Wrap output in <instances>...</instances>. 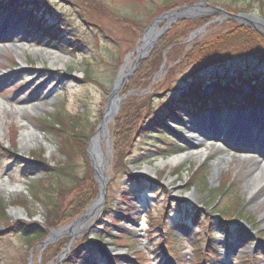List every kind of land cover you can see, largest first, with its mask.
I'll use <instances>...</instances> for the list:
<instances>
[{
	"label": "rangeland",
	"instance_id": "rangeland-1",
	"mask_svg": "<svg viewBox=\"0 0 264 264\" xmlns=\"http://www.w3.org/2000/svg\"><path fill=\"white\" fill-rule=\"evenodd\" d=\"M19 1V8L0 10V25L5 24L6 33L15 31L12 38L0 39V101L2 109L6 110L5 114H0L2 130L0 144L4 147L0 150V184L7 180L10 185L23 186V190L17 194H7L0 186V198L6 204V220H0V230L4 232L0 233V264H29L28 259H32V264H56L71 240L69 235L62 233L73 221L62 226L63 231L59 232L46 248L37 246L40 242L37 243L36 240L27 242L20 235L9 231V227L20 220L28 223L35 222L40 226H44L46 222L45 209L33 198L29 179L43 181L48 177L39 170L33 158H40L53 167L67 161L59 151L61 142L54 136L41 131L44 125L41 121L48 120L50 125L54 124L56 114L61 110L65 113V118L75 119L77 123H80L81 132L87 136L85 150L88 165L97 183L89 159L88 146L95 138V131L102 121L107 100L124 65L131 64L125 70L126 75L136 67L127 80L126 86L139 70L141 62L152 54L164 35L177 24L181 27L179 33L186 30L184 21L207 20L200 28L203 30L195 37L191 38V34L196 30L190 31L182 38L183 47L180 50L177 48L180 52L188 51L196 42L203 44L216 34L220 35L217 33L220 27L228 30L233 25L229 23L231 20L238 26L251 28L259 35L261 34L251 26L242 25L234 19H223L215 13L180 19L161 34L155 48L151 52L148 49L149 54L139 60L136 66L137 54L132 53L142 46L141 41L144 35L156 19L183 4L192 6L200 2H207L210 6L234 13V9L229 6V0H36V4L40 7L49 6L50 9L44 14V19L47 25L53 27V33H56L59 39L73 40L79 44L74 48L67 46L66 49L57 46L46 32L40 33L36 29L37 26L30 24L29 13H25L30 6L26 5L25 0ZM240 1V4L245 2V0ZM262 1L264 0H248L247 3L250 2V5H247V10L242 9L244 11L239 13L264 19L263 13L258 9ZM41 10L44 13V9ZM35 15H37L36 12ZM38 15L35 20L41 17V14ZM166 26L165 21L157 27V30L161 31ZM261 36L264 38L263 35ZM261 49L264 48L261 47ZM170 50L171 48L163 53L161 74L153 80L155 90L157 87L158 89L162 87L159 91V95H162L155 98L156 104L164 102L172 95L170 92L164 93L171 85L169 91L186 94L194 88L209 92L216 90L218 85L224 87L231 84L232 87H237L243 80L252 81L251 87L258 91L256 95L264 98V91H261L264 90V63L260 59H237L234 62L212 66L190 77L192 66L185 64L170 72L179 61H175L176 50ZM260 50L253 49V52ZM170 52L173 57L168 59ZM49 53H56L60 58L51 60ZM88 64L93 67L94 79L100 85L85 81ZM175 86L178 87L175 88ZM124 88L119 93V97L125 96L122 94ZM214 105H221V103ZM21 110H24V113ZM247 111L243 112L244 114H238L237 117L244 119V115L249 114ZM62 120L63 117L59 116L58 121ZM114 120L108 124L111 155L107 169V176L110 177L107 195L111 194L110 200L115 208L106 217L110 220L119 217L115 218L120 219L117 227L122 228L124 232L116 230L114 226L106 228V225L99 221L104 216L103 212L97 218V222L90 220L84 226L83 232L74 237L68 255L57 264H197L198 259L193 255L194 243L200 244L202 250H205L203 242L207 239L208 232L206 221H214L215 218L220 217L221 213L232 222L244 221L241 223L248 233L243 235L233 232L232 238L226 242L227 238L221 234L222 232L218 233V228L212 226V231L217 233L216 240L220 244L222 258H224L221 264H264V182L255 187L252 193L249 190L251 179L260 169H264L263 159L253 153L234 150L233 142L229 139L222 143L209 144L202 137L197 140L199 133L196 135L191 133L188 142L182 143L176 133L183 131V134L189 135L191 121L187 118L186 123H171V130H165L166 132H163V136L157 142L161 147L169 143H177L185 149L182 154L188 152L194 154L183 163L160 166L158 165L160 160H167L172 155L165 156L166 153L161 150L162 148H157L150 153L151 156L147 161L140 164H128L133 177H143L144 181H147L141 200L136 201L129 196V191L137 189L129 176L120 173L112 180L114 141L110 129ZM29 123H32L44 137V141L37 138L23 140L22 135L28 130ZM49 124L47 122L48 126ZM100 133L103 134L102 130ZM255 137L256 135L252 141H256ZM83 139L85 140V137ZM253 145L255 146L256 143L253 142ZM107 148V144L103 143L102 149L105 154H107ZM6 149L12 153H8ZM144 150H147L146 146H143L141 153ZM220 157H224L228 162H224L220 172H214V163ZM71 165V170L76 176L81 178L86 175L84 158H75ZM145 165L155 167L156 172L137 174ZM198 170L202 175L196 177ZM191 180L193 183L197 181L196 185L191 184ZM54 183L59 184V187H66L70 185V180L60 176L54 178ZM224 186L227 194L222 195ZM123 196L130 205L122 202ZM259 200L263 202L258 204ZM195 205L207 209L203 210L204 213L199 221L201 225L199 224L197 228L193 224L188 226L190 233L184 238L180 237L182 233L179 236L177 232L172 231L181 246L173 248L175 256H170L169 250H167L169 254L162 253L159 247L164 244L165 237L161 228H158V224L165 220V218L162 219L165 209L167 208L166 211L169 213L166 215L169 218L166 219V225L171 228L174 225L178 226L179 223H185L183 216L188 211L192 212ZM17 209H23L26 216L16 217L13 213ZM123 216L129 218L124 219ZM151 217L155 221L153 226L150 225ZM240 222L239 225H241ZM196 233L199 236L193 239ZM95 236L103 238L100 241V250L88 243L92 242L99 248L93 240ZM87 237L90 240L88 242L85 240L78 257L71 258L72 248ZM52 245H62L58 256L48 262H42L45 250ZM167 254L171 261L166 257Z\"/></svg>",
	"mask_w": 264,
	"mask_h": 264
},
{
	"label": "trees",
	"instance_id": "trees-1",
	"mask_svg": "<svg viewBox=\"0 0 264 264\" xmlns=\"http://www.w3.org/2000/svg\"><path fill=\"white\" fill-rule=\"evenodd\" d=\"M229 2V6L234 9V13L244 11L242 9H246L247 5H250V2L247 3L248 0H245L243 4L239 3L241 2L240 0H229ZM25 3L30 6L29 9H31L25 10V12L29 13L28 18L30 24L37 25L38 31L42 32L45 29L43 19L40 18L39 21L35 20V12L38 14V12H43L41 9H44V13H46L50 9L49 6L40 7L38 4H31L29 0H26ZM9 4L13 6L19 5L18 0H11L9 1ZM3 6V2L0 1V8ZM258 6V9L264 15V1L260 2ZM206 22L207 20L197 22L184 21V23H186L184 25L186 30L182 33H179L181 29L179 24L175 25L170 32L159 40L158 46L152 54L141 62L139 70L128 82L122 92V94L125 95L129 93L133 94L129 95L122 102L119 114L115 118L110 129L114 141V177L112 180H114L120 173L129 176L130 180L134 182L137 187V189L135 188V190L129 191V196L131 197L137 198L142 192L145 183L141 180L133 179L128 164H140L148 160L151 156L150 153L157 148H162L161 150L166 153L164 154L165 156L183 151V148L174 144H168L161 147L157 142L163 136V132L168 128V124L165 122L169 123L182 120L183 118L181 114L183 111L188 114L196 115L198 111L217 110V107L215 108L213 105L217 103H222L226 107H231L238 103L239 107L242 108L256 105L255 101L257 98L255 95L247 93L242 85L231 87V84L224 87H220L219 85L216 86L217 84H215L218 89L212 92V95L207 93L201 94V89L197 90L196 88H194V90L192 89L190 93L185 94L184 92L180 94L178 91H169L171 85L164 91V93L170 92L172 95L168 98L166 97L167 99L164 102L156 104L155 98L162 95H159V91L162 87L159 89L157 87L155 90L153 80L159 73L163 63V53L169 48H171V50H176V52H174L175 61L179 60L176 67L171 69L170 72H173L177 67L185 64L187 66H192V71L189 75L190 77L200 74L212 66L222 65L231 61L234 62L241 58L254 60L260 59L264 63V49H261V47L264 48V38L251 28L234 24V21L232 20L229 23H232L233 25L228 30L224 29V27H220L219 32H217L220 35L216 34L203 44L196 42L188 51H178L183 47L181 44L183 40L182 38L190 33V31L193 32L202 28V25ZM50 38L55 41L57 46L63 49H66L67 46H69V48L79 46L78 42L76 43L73 40L64 41L63 38L58 39L56 35L50 36ZM248 49H250V51H248ZM253 49H256V51L261 50L259 52H253ZM172 52L168 54V59L173 57ZM85 81L99 84L94 79V69L89 64L85 71ZM244 81L242 83H245ZM247 84H249V82H247ZM176 87L178 86H175V88ZM259 104L264 105V101H260ZM64 114V112L59 110V113L56 114V121L53 122L54 124L52 125L49 124L48 120L44 122L41 121L42 124H44L41 127V131L54 136L61 142V148L59 151L64 155L67 161L62 165H56L53 167L42 161L40 158H33L34 163L40 168L39 170H42L48 177L43 181L30 179V190L33 193L32 196L43 205L46 212L45 225L40 226L35 222L28 223L20 220L9 227L10 232L20 235L27 242L34 240H36L37 243L41 242L46 239L51 229H58L80 217L98 194V185L95 182L90 166L88 165L85 150L87 136L81 132V127L79 126L80 123H77L75 119H70L68 117L65 118ZM59 116L63 117L64 121H58ZM47 122L49 126L47 125ZM46 125L48 127H46ZM84 137L85 140L83 139ZM143 146H146L147 150H144L143 153H141ZM2 148L4 147L0 144V150ZM167 148L169 149L167 150ZM7 151L8 153H12L9 150ZM77 157H82L86 160L87 172L86 175L81 178L76 176L71 170V164ZM200 170L195 174L196 177L202 175L199 173ZM60 176L67 177L70 180V185L59 187V184L54 183V178ZM196 182L197 181H194L193 183L191 180L190 183L195 184ZM198 182L201 183L199 179ZM225 191L226 187L224 186L223 191H221L222 195L227 194ZM110 195L111 194L108 193L106 211L99 221L104 223L106 228L114 226L116 229L122 230V228L117 227V223L120 222V219H115L119 217H115L111 220L106 217L108 213L115 208L110 200ZM121 200L130 205V202L128 203L125 196H123ZM166 210L167 208L165 209V213L163 214L164 217L162 218H165V220L161 221V223L159 222V227L157 225L158 228H161L165 237L163 240L164 244L160 245V250H164L165 252L169 250V252H171L170 256H175L173 254V248H177L180 243L177 237L172 233V231L176 230L166 225V219H169L166 217V215L169 214ZM192 210V212L188 211L186 220L184 221L190 220L193 225L198 227L200 224V218L204 213L203 210L207 209L193 206ZM219 215L220 217L215 218L214 221H206V224L208 225L207 239L205 241L207 244L206 253H203L202 248L194 243V247L197 248L195 254L197 257L196 259H198L197 264H217L220 247L215 240L216 232L212 231V226L217 225L219 228L229 231L231 230V227L234 228V225H239L240 221L232 222V220L227 219L224 214L221 213ZM125 218L126 216L124 219ZM0 220H6V204L1 198ZM150 220H152L150 221V225L153 226L155 221L152 217ZM214 222H216V224H214ZM239 226V228L242 227V225ZM0 233L4 232L0 230ZM197 236L199 235H195L194 237ZM94 238H96V240L98 239L97 245L100 246V241L103 240V238ZM85 240L88 242L90 238L87 237L81 241L82 243L80 242L72 248L71 256L69 255L71 258L78 257L81 247H83L86 242ZM61 248L62 245L49 246L42 256V262H48L57 257Z\"/></svg>",
	"mask_w": 264,
	"mask_h": 264
},
{
	"label": "water",
	"instance_id": "water-1",
	"mask_svg": "<svg viewBox=\"0 0 264 264\" xmlns=\"http://www.w3.org/2000/svg\"><path fill=\"white\" fill-rule=\"evenodd\" d=\"M207 7L209 8L207 9ZM214 13L218 14L219 16H222L223 19H234L235 21H237L238 23L242 25L251 26L255 30H257L261 35L264 36V19L262 18L252 16L249 14H245V13H238V14L229 13L219 7L210 6L207 2L196 3L192 6H187L183 4L174 11L166 12L164 15L156 19L151 25V27L148 28L146 34L143 37V40L141 41L142 46L139 49L133 51L132 53V54H137V59L135 60L136 66L139 63V60L145 58L149 54V51L147 52L148 49L151 52L155 48L158 38L161 36L163 32L167 31L171 25H173L180 19L182 20L186 18L195 17L196 15H203V14L210 15ZM165 21L167 22V26L163 30L158 31L157 27ZM202 30L203 29H200L192 33L191 38L195 37ZM141 52L145 54H140ZM135 69L136 67L131 69L130 72L126 75L125 74L126 65H124L121 68L119 75L117 77V80L115 81L113 85L112 92L107 100V103H106V106L103 112L102 121L100 122L99 126L97 127L95 131L94 139H96V147H97L96 153L90 147L91 143L88 146L89 159H90L92 168L94 169V172H95V179L98 183L99 193L96 199L93 201V203L86 209L85 213L80 218L76 219L71 225L67 226L64 232L62 233V234L69 235L71 237V240L67 246V249L63 251L60 257L58 258L57 260L58 263L64 258V256L69 250L71 242L74 239V234L68 231H72V228L77 227L81 222L87 219L88 215L89 216L92 215L90 217L96 221L97 218L104 211L109 177L101 169L102 152H101V144L98 142L97 135L102 129L103 133L109 136L108 124L112 122L114 118L118 115L119 110H120V104L125 98V97H119V93L122 91L127 80L131 77ZM160 74L161 72L159 73V76ZM107 153L111 154V148L109 146L107 148ZM63 229L64 228L60 229L59 231H54V230L51 231L50 236L40 245L43 247H46L48 244H50L53 241V238L56 237L59 232L63 231ZM29 262H30V259H29Z\"/></svg>",
	"mask_w": 264,
	"mask_h": 264
},
{
	"label": "bare ground",
	"instance_id": "bare-ground-1",
	"mask_svg": "<svg viewBox=\"0 0 264 264\" xmlns=\"http://www.w3.org/2000/svg\"><path fill=\"white\" fill-rule=\"evenodd\" d=\"M5 24H1L0 25V39L5 38V39H9L12 38V36L15 34V31H9V32H5V28H4ZM147 42V41H146ZM49 59L54 60V59H59L60 57H58V55H56V53L53 54H48ZM129 65V64H128ZM127 65V66H128ZM127 68V67H126ZM2 102L0 101V114H5L6 110L2 109ZM24 110H21V112ZM251 116H255V114L251 115ZM251 117H249L250 119ZM246 122L248 124H250V122L248 120H246ZM28 130H26V132L22 135V138L24 141L27 140H31V139H35L37 138L38 140L40 139L41 141H44V137L40 135L39 131L32 125V123H29V125H27ZM102 130V129H101ZM103 132V131H102ZM0 134H2V130L0 128ZM196 135V133H193ZM244 134V132L242 133ZM36 135H38V137H36ZM200 134L197 135V138H200ZM97 139L98 142L101 144V152H102V163H101V169L103 172L107 173V169H108V163L110 161L109 157L110 154H105L104 150L102 149L103 143L105 144H110V139L107 135H105L104 133L101 134L99 133L97 135ZM238 143L233 144V149L235 150H246V145H241V135L240 138H238ZM198 140V139H197ZM208 144L210 142H207ZM91 148L92 150L96 153L97 151V147H96V139H94L93 143L91 144ZM264 148L261 147H256V151H263ZM194 153H190L188 152L187 154H178V155H174L170 158H168L167 160H160L158 165L160 166H167V165H176V164H180L183 163L185 160L189 159V157L191 155H193ZM199 154V153H198ZM262 157V156H261ZM224 162H228L227 159H225L224 157H220L216 160V162L214 163V172H220V170L223 168L224 166ZM141 174H154L156 172V168L149 166V165H145L144 167H142L141 171H139ZM262 182H264V169H260L256 175L251 179L250 184H249V190L252 193L255 189V187H257L259 184H261ZM1 187H3V190L7 193V194H17L20 193L23 190V186L20 184L17 185H10V183L7 180H4L1 182L0 184ZM261 202H263L262 200H259L257 203L260 204ZM96 209V208H95ZM16 217H25L26 216V212L23 209H17L14 211L13 213ZM92 216V215H90ZM88 215V218L85 219L83 222H81L77 227L72 228V231H68V232H72L74 234V236L78 235L79 233L83 232V228L84 226L90 221L92 220V218Z\"/></svg>",
	"mask_w": 264,
	"mask_h": 264
}]
</instances>
